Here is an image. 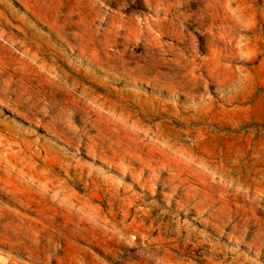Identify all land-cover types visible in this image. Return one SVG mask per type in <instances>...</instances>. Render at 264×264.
<instances>
[{
	"label": "rangeland",
	"instance_id": "374dc122",
	"mask_svg": "<svg viewBox=\"0 0 264 264\" xmlns=\"http://www.w3.org/2000/svg\"><path fill=\"white\" fill-rule=\"evenodd\" d=\"M0 264H264V0H0Z\"/></svg>",
	"mask_w": 264,
	"mask_h": 264
}]
</instances>
